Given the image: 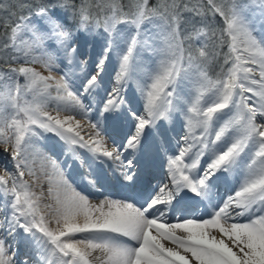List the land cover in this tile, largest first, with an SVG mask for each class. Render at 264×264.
<instances>
[{
	"label": "snow or ice",
	"instance_id": "obj_1",
	"mask_svg": "<svg viewBox=\"0 0 264 264\" xmlns=\"http://www.w3.org/2000/svg\"><path fill=\"white\" fill-rule=\"evenodd\" d=\"M34 2L15 23L17 4H0L10 29L0 51L24 62L0 71V145L12 167L0 175V264H17L10 249L21 241L35 264H264V0ZM80 33L99 37L91 67ZM109 60L114 82L96 109ZM213 61H222L215 78ZM124 119L130 129L109 148L108 121ZM178 123L172 152L167 132ZM47 134L62 159L44 152ZM152 154L162 155L168 182L146 191L150 173L138 162ZM74 165L95 198L68 178ZM230 176L236 188L221 198Z\"/></svg>",
	"mask_w": 264,
	"mask_h": 264
},
{
	"label": "rangeland",
	"instance_id": "obj_2",
	"mask_svg": "<svg viewBox=\"0 0 264 264\" xmlns=\"http://www.w3.org/2000/svg\"><path fill=\"white\" fill-rule=\"evenodd\" d=\"M126 1H128V0H126ZM123 4L127 5L128 3L126 2V3H123ZM97 12H98V9H97ZM31 22L33 24H40L41 23L40 20H39V18H37L35 15H32L31 16ZM41 27H42V25H41ZM77 41H78V49H79V53H80V58H83L84 56L89 57L90 58V65L89 66L91 67V60H94L95 57H96L97 52L100 51V48H99V37H96L95 39H93V38H91L89 36H85L83 33H80L77 36ZM51 48H52V46H51ZM10 51H11V55H14L12 49H10ZM34 54H37V53H34ZM10 61H11L10 64H8L6 66L5 65L4 66H0V71H2L4 73H8V71H9L10 68H13V67L18 68V67H20L24 63L23 61L15 62V61H12L11 59H10ZM221 62L222 61H219V62L215 63V61H213V63L209 65V68H208L209 74L213 78H215L216 75L220 72V66L219 65H220ZM60 64H61V62H60ZM27 66H30V67L35 68L37 71L41 72L44 75H49V71L44 67V65L42 63H34V64H29ZM115 69H116L115 62L113 60H109L108 63H107V65H106L104 74H103L104 87L99 91L100 92L99 94L102 96L101 97L102 101L105 98L106 92L111 88V86H112V84L114 82V71H115ZM51 75L60 77V71H52L51 72ZM106 84L108 86H105ZM133 87H135L134 84H133ZM126 89L127 90L124 93V95L127 98L132 99L133 98L132 88H128L126 86ZM96 98H97V96L95 97V99ZM96 101H98V100L96 99ZM133 103L134 104H132V105H135L136 106L134 109H136L138 111L140 109V106H141L140 103L138 101H135V100H134ZM138 105H140V106H138ZM99 107H100V104L98 102V104L97 103L95 104V108L98 109ZM52 113H55V111H53ZM64 113L65 112H61V114H64ZM66 114L69 115L71 113H68L67 112ZM124 121L127 122V121H130V120L124 119ZM108 122L110 124L111 123V120H109ZM116 122H117V124H116ZM85 123L88 125V122L86 120H85ZM109 124H107V125H109ZM130 124H131V122H130ZM130 127L127 129V131L130 129ZM109 130L111 131L112 135L116 136V138L120 142L121 139H122V137H123V134H124L123 120L115 121L114 128L112 130L111 129H109ZM170 132L172 133V135L171 136H168V137L170 139L169 140L170 143L173 144V149H171V151L172 152H175V151H177L178 141L180 140V137L183 135V130H180L177 126H175L174 128H171V131ZM47 136L49 138V142L47 140H44L45 142L43 141V145H42V147L44 148V150H46L45 153L47 155H49V156L57 159V160L62 159L59 150L57 151L55 149L56 146L53 145L54 143L57 144L56 138L53 137V136L52 137H49V135H47ZM47 144H48V146L46 147L45 145H47ZM3 148H4V146L3 145H0V175H4L5 174V169H4V167H2V165L7 164L8 170L9 171L12 170L11 164L8 162L9 161V157H8V155L6 153L3 152ZM74 167H75V170L72 171L71 175H68V177H69V179L71 181H73V180L76 181L78 179V175H79V171L76 170L78 167L75 166V165H74ZM25 178L28 179L27 177H25ZM222 194H223V192H221V196H222ZM227 196L228 195H226L224 198L226 199ZM2 214L3 213L0 212V215H2ZM207 214L206 215L203 214L205 216V218H207ZM5 235H6L5 233L4 234H1L0 237H4ZM7 243H12L11 237H8L7 238L6 244ZM19 247H20L19 244L18 245L13 244V247L10 249V254L13 251L16 253L14 259L16 260L17 264H23V261H24L25 258L28 259L29 264H35L34 259H33L32 255H31V253L28 251L26 245H24L22 248L20 247L21 249H19Z\"/></svg>",
	"mask_w": 264,
	"mask_h": 264
},
{
	"label": "bare ground",
	"instance_id": "obj_3",
	"mask_svg": "<svg viewBox=\"0 0 264 264\" xmlns=\"http://www.w3.org/2000/svg\"><path fill=\"white\" fill-rule=\"evenodd\" d=\"M50 45V46H49ZM51 44L49 43L48 45H47V47L48 48H51ZM61 62V68L63 67V61H60ZM54 76V75H53ZM57 79H59V77H57V76H55ZM105 86H108L107 84L105 85ZM100 93V92H99ZM97 94L96 96H97V100L98 101H96V103L98 104V102H99V104L101 103V101H102V99H101V95L100 94ZM85 102L87 103L88 102V100H87V98L85 99ZM134 104V103H133ZM126 107H127V105H125ZM132 107L133 108H135L136 106L135 105H132ZM49 110V112H53L54 111V109H52V108H49L48 109ZM67 112H65L64 114H61L60 116L61 117H63V116H65V115H67L66 114ZM53 115H55V113H52ZM77 119H80L81 120V123L84 125V130H83V133L82 134H84V133H87V132H91L92 131V129L90 128V126L89 125H87L86 123H85V120H83V118L82 117H80V116H77L76 117ZM130 122L131 121H124L123 120V129H124V133H126V131H127V129L131 126V124H130ZM116 124H117V122H116ZM112 126V127H111ZM114 126H115V121H112L111 122V125H110V127H109V125L106 127V129H105V136L108 138V142H107V146L109 147V148H111V146H112V139L114 138L115 140H116V142L117 143H119V140L116 138V136H114V135H112V133H111V131L109 130V129H113L114 128ZM176 126L180 129V130H182V127H181V125L178 123V124H176ZM177 129V128H176ZM171 131V130H170ZM167 133H169V131L167 132ZM47 135H49V137H52L53 135L52 134H47ZM168 136V135H167ZM54 137V136H53ZM45 140H47L48 142H49V138H48V136L46 137V139ZM168 141H169V139H168ZM45 142V141H44ZM54 146H56L55 147V149L58 151L59 150V152H60V147H59V143L57 142V144H53ZM46 147L48 146V144L47 145H45ZM169 147H170V149H172V145H171V143L169 142ZM46 149V148H45ZM43 150H44V148H43ZM46 150H44V152H45ZM126 156H130L131 154L130 153H126L125 154ZM152 155H153V158H152ZM152 155H148V156H142L141 157V159H140V161L138 162V167H144V168H146L147 170H148V172L150 173L148 176H147V182L144 184V188H145V190L146 191H151L152 189H153V182L154 181H156L152 176H154V175H156L157 177L156 178H158L159 179V181H161V179H162V183H160V184H163V183H167L168 181H167V178H166V171H165V169L159 174V172L157 173V171H156V169H154V171H152V169H153V163L155 162V160L157 159V160H159V155H156V154H152ZM148 158V159H147ZM149 158H152V159H154V160H152V161H150L151 159H149ZM150 161V162H149ZM154 161V162H153ZM105 167L107 168V165H105ZM73 170H75V167L73 166V168L71 169V170H69L68 172H67V176L68 175H71V173H72V171ZM77 171H82V170H80V169H76ZM110 175H112V173L110 172L109 173ZM27 177V176H26ZM28 179H30L29 177H27ZM69 178V177H68ZM78 181H79V179H77ZM76 180V181H77ZM229 180H230V182L229 183H221L220 184V186H219V189H218V191L219 192H226L227 194L226 195H230V194H233V192H234V190H235V188H236V183H235V181H233L232 180V177L230 176V178H229ZM71 181V180H70ZM75 180H73V181H71L73 184H74V186L75 187H77V189L78 190H80V191H82V192H85V193H88L91 197H93V198H95L96 196H97V194L96 193H90L89 192V190H88V188H87V186L85 187L83 184H85V183H82L81 181H77L76 182ZM47 187H48V184H47V181H44L43 182V188H44V190H45V193H47ZM233 189V190H232ZM37 191H39V188H37L36 189ZM232 190V191H231ZM108 191L109 192H111L112 193V196L113 197H118V199L119 198H121V189H120V187H119V185L118 184H116V182L113 180L112 181V186L108 189ZM100 198H103V197H100ZM203 212H207V209L205 208V207H202L201 208V213H203ZM206 215V214H205ZM167 219L170 221V222H176V219H175V217L173 216V214H169L168 215V217H167ZM50 227H55V225H50ZM1 234H4V232L2 231V230H0V235ZM178 234H180V233H178ZM80 234H78V236H79ZM78 236H77V238H78ZM165 243V245L166 246H173V245H171L169 242H167V241H165L164 242ZM25 245V243L23 242V241H21L20 243H19V246L22 248L23 246ZM19 247V249H21Z\"/></svg>",
	"mask_w": 264,
	"mask_h": 264
},
{
	"label": "trees",
	"instance_id": "obj_4",
	"mask_svg": "<svg viewBox=\"0 0 264 264\" xmlns=\"http://www.w3.org/2000/svg\"><path fill=\"white\" fill-rule=\"evenodd\" d=\"M21 2H26V3H29V4H33V8L32 9H29L27 7H24L23 10L21 11V8L19 7V4ZM81 2V0H76V3L79 4ZM128 3V1L126 0H122V3ZM158 0H150V5L152 4H155L157 3ZM10 3H16L17 4V7H15L14 11L16 12V15L12 17V20L10 21L11 23H15L16 20H17V17H19L21 14L27 16L29 14H31L32 12H34L35 10V2L34 0H0V4L4 5L5 7H7ZM96 3V0H91V4L92 5H95ZM91 11L93 13H97V9L95 7H92ZM57 15H60L59 12H57ZM8 21V18H7V14L6 13H3V12H0V38H5L6 37L4 36V34L8 31H10V29H6L3 25L5 22ZM217 21L219 22V17H217ZM190 27V25H189ZM0 42H2V39H0ZM11 56V51L10 49L6 50V51H0V66H6L8 64H10V57ZM7 61V62H5ZM219 61H215V63H217Z\"/></svg>",
	"mask_w": 264,
	"mask_h": 264
}]
</instances>
